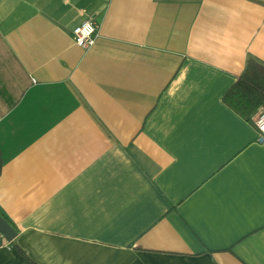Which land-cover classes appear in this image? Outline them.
Wrapping results in <instances>:
<instances>
[{"label": "crops", "instance_id": "0c3cea01", "mask_svg": "<svg viewBox=\"0 0 264 264\" xmlns=\"http://www.w3.org/2000/svg\"><path fill=\"white\" fill-rule=\"evenodd\" d=\"M249 58L264 0H0V264H264Z\"/></svg>", "mask_w": 264, "mask_h": 264}, {"label": "trees", "instance_id": "16d2710c", "mask_svg": "<svg viewBox=\"0 0 264 264\" xmlns=\"http://www.w3.org/2000/svg\"><path fill=\"white\" fill-rule=\"evenodd\" d=\"M223 103L245 122L254 125L256 118L264 113V65L249 58L244 71L223 97ZM0 217L11 226L1 214Z\"/></svg>", "mask_w": 264, "mask_h": 264}, {"label": "built area", "instance_id": "2783aa9c", "mask_svg": "<svg viewBox=\"0 0 264 264\" xmlns=\"http://www.w3.org/2000/svg\"><path fill=\"white\" fill-rule=\"evenodd\" d=\"M96 38L97 24L92 20H88L72 30L73 44L83 51L90 50L94 46ZM253 127L257 133V142L264 144V113L256 118Z\"/></svg>", "mask_w": 264, "mask_h": 264}, {"label": "water", "instance_id": "95a60500", "mask_svg": "<svg viewBox=\"0 0 264 264\" xmlns=\"http://www.w3.org/2000/svg\"><path fill=\"white\" fill-rule=\"evenodd\" d=\"M0 235L10 241L14 237V232L10 226L0 217Z\"/></svg>", "mask_w": 264, "mask_h": 264}]
</instances>
